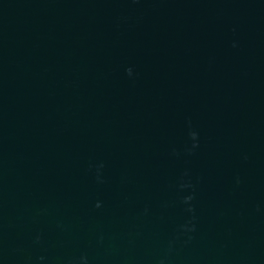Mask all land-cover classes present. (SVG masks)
<instances>
[{
    "label": "water",
    "instance_id": "water-1",
    "mask_svg": "<svg viewBox=\"0 0 264 264\" xmlns=\"http://www.w3.org/2000/svg\"><path fill=\"white\" fill-rule=\"evenodd\" d=\"M0 264H264V0H0Z\"/></svg>",
    "mask_w": 264,
    "mask_h": 264
}]
</instances>
